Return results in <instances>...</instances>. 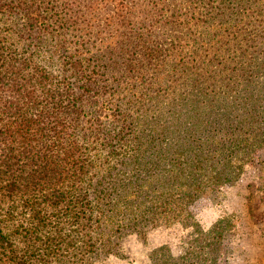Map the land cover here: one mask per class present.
I'll return each mask as SVG.
<instances>
[{"label":"trees","instance_id":"1","mask_svg":"<svg viewBox=\"0 0 264 264\" xmlns=\"http://www.w3.org/2000/svg\"><path fill=\"white\" fill-rule=\"evenodd\" d=\"M206 2L219 26L173 13L186 35L164 49L129 27L128 0H0V181L32 231L66 211L92 252L109 231L185 224L240 177L264 145V28L247 33L264 22L257 0ZM100 3L111 15L91 37Z\"/></svg>","mask_w":264,"mask_h":264},{"label":"rangeland","instance_id":"2","mask_svg":"<svg viewBox=\"0 0 264 264\" xmlns=\"http://www.w3.org/2000/svg\"><path fill=\"white\" fill-rule=\"evenodd\" d=\"M206 1L213 0H128L134 13L129 27H151L153 40L164 42L160 45L165 49L173 38L186 35L181 25L166 24L173 13L189 15L195 10L206 27L219 26L218 19H205L213 5ZM156 2L159 9L155 14L152 8ZM257 2L262 13L259 19L264 22V0ZM79 9L76 16L81 23L87 22L90 16ZM110 13V7L100 3L90 20L93 26L86 33L92 37L102 31ZM258 24L247 33H262L264 24ZM106 32L117 35L121 30L113 26ZM3 185L0 181V237L5 238L4 242L0 240V264H264V145L254 151L237 180L220 184L214 192L192 203L185 224L172 220L143 235L109 231V241L98 242L92 252L84 244V233L90 231L88 224L77 229L68 212L47 207L45 224L32 231L28 211L18 197L6 193ZM83 227L86 230L81 232ZM81 234L82 239L78 238Z\"/></svg>","mask_w":264,"mask_h":264}]
</instances>
